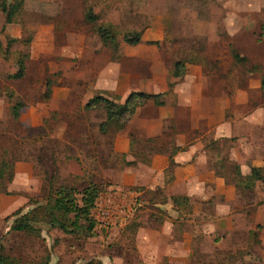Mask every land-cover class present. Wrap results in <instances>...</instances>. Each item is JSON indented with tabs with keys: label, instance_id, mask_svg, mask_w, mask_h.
I'll return each instance as SVG.
<instances>
[{
	"label": "rangeland",
	"instance_id": "374dc122",
	"mask_svg": "<svg viewBox=\"0 0 264 264\" xmlns=\"http://www.w3.org/2000/svg\"><path fill=\"white\" fill-rule=\"evenodd\" d=\"M23 1V8L10 24L5 23L0 12V157L14 163L30 159L33 179L29 180L18 168L15 190L23 197L6 196L0 190L1 253L15 257L18 264H49L51 259L52 264H76L77 260L79 264H99L100 258L107 257L113 264H147L139 259L135 232L138 224L161 227L167 210L154 207L155 203L172 202L182 210L176 213L177 219L190 220L188 225H196L191 220H198L197 225H208L213 203L223 199L198 205L202 209L198 214L194 212L197 205L189 198L166 196L164 173L160 175V184L151 185L136 196L144 186L136 183L134 175L148 178L146 170L142 173L135 170L138 162L148 164L152 154L166 153L169 161L165 170L172 166L175 151L171 146V121L165 120L168 130L149 137L129 123L132 117L125 129L117 130L121 121L108 120L102 102L85 105L96 95L123 104L130 92H145L137 89L124 92L127 79L116 72L119 63L126 59L120 49L128 48L140 55L134 68L143 74L165 69L171 80L203 76L208 80L206 86L212 96L223 94L232 99L234 96L236 101L246 98L247 106L239 112L251 107L264 112V94L260 88L264 78V0ZM88 7L96 17L92 23L84 21ZM98 27L114 31L116 52L102 44L96 32ZM135 31L142 33L140 42L125 43L123 35ZM148 51L150 55L143 57ZM156 59H161L163 65ZM177 61L184 66L181 77L172 75ZM19 73L21 76L16 77ZM171 87L169 83V90L161 98L162 106L150 100L137 108L155 113L167 104L166 97L173 95ZM54 94L58 96L52 98ZM13 106H17V117L13 115ZM182 115L183 125L188 117ZM124 131L130 146L127 152L116 146L124 144ZM211 139V135H205L202 142L210 149L212 162L214 156L220 157L215 160L214 168L234 182L235 165L228 159L230 141ZM92 183L103 186L91 209L95 220L91 234H64L40 223L34 224L41 229L37 236L8 232L15 209L20 208L23 213L33 209L36 203L45 204L61 185L80 192ZM122 183L126 184L117 186ZM110 186L113 188L109 189ZM12 187L8 184L9 189ZM116 188L130 193L131 212L124 216L123 225L104 224L95 210ZM258 194L261 191L255 196ZM77 195L80 201V193ZM173 197L178 198V203L172 201ZM248 198L247 195L240 201ZM228 206L235 208V203ZM79 222L86 228L84 218ZM251 225H256L254 218ZM256 231L255 237L259 233ZM158 238V252L152 258L155 264H167L163 236ZM256 241L240 249L246 250L252 260L258 253ZM203 242V250L192 246L190 264L237 263L240 255L230 254L228 246H221V250L215 246L212 250L211 245L205 244V238Z\"/></svg>",
	"mask_w": 264,
	"mask_h": 264
},
{
	"label": "crops",
	"instance_id": "0c3cea01",
	"mask_svg": "<svg viewBox=\"0 0 264 264\" xmlns=\"http://www.w3.org/2000/svg\"><path fill=\"white\" fill-rule=\"evenodd\" d=\"M120 51H122V57L126 59L123 63H119L116 72L118 76L127 79L124 82L126 89L124 92L128 89L127 93L131 89L143 90L147 93L165 92L169 90V83H171L173 93L172 96L169 95L170 98L166 97L167 104L164 107H159L155 113L137 108L130 119L129 123L139 127V133H144L149 137L161 135L168 130L165 120L169 119L173 135L171 146L175 151L172 155L173 162L170 171L165 170L169 161V155L166 153L152 154L148 164L137 163L134 167L135 170L140 173L146 170L148 178L144 180L146 178L134 175L136 183L144 186V188H140L136 196L143 194L151 185L160 184L159 180L162 179L160 175L164 173L166 196L189 198L195 206L197 205L194 207V212L198 214L202 212L198 205L206 203L208 200L215 201L216 198L223 199V201L213 203V216L212 220L208 221V225H197L198 220H191L196 225H188L187 222L190 220L177 219L176 213L182 210H179L172 202L155 203L154 207L160 206L164 207L163 211L167 210V217L163 220V227L162 225L158 227L157 224L156 226L137 225L135 247L139 259L147 264H155L152 255L158 252L159 238H156L163 236V253L167 258V264H190L193 255L192 246H200V249L203 250L204 238L207 241L205 244L211 245L212 250L215 246H218L220 250L221 246H228L230 254L238 253L237 255L240 256L237 257L235 264H264V193L261 191V195L258 194L259 198H257L258 195L255 196V194L258 190L238 189L233 181L228 180L223 174H218L214 169V164L215 160L220 157L214 156L216 158L212 162L210 149L202 142L205 135H211V140L215 142L222 138H230L228 159L233 165L239 167L240 173L248 174L251 167L261 168L264 172V112L251 107L240 111V113L239 109L247 106L246 98L236 101L234 96V100L223 94L216 96L213 94L214 96H212V93L207 90L208 80L203 76L171 80L167 77L165 69H152L148 75L143 74L134 68L140 55L128 51V48H122ZM150 53L151 51H148L143 54V57H148ZM157 61L163 65L161 59ZM56 96L58 95L54 94L52 98ZM182 113L184 117H188L187 123L183 125L180 118ZM123 134L125 138L122 143L124 144L117 143L116 146H119L122 152H127L130 147L126 138L127 131H124ZM209 160L211 161L209 162ZM18 168L24 171V176L27 175L29 180L33 179V162L30 159L15 162L14 178L11 183L13 187L10 188L12 194H6V196L23 197V194H17L15 190ZM123 184L126 183L117 186H123ZM112 186L109 189L113 188ZM13 192L15 193L13 194ZM240 195L243 199L248 195V201L242 200L243 202H241ZM228 203H235V208H229ZM140 205L141 203H139ZM224 207L225 211L222 212L221 208ZM155 218L159 217L155 216ZM253 218L256 225H251ZM262 223L263 225L257 233L258 236L255 237L256 227ZM54 230L57 231V229ZM253 240L258 241V253L254 260L251 259L250 254L245 253L246 250L241 251L245 247H249ZM248 251L252 253V249H248ZM100 260L102 264L112 263L108 257L107 259L100 258ZM117 260L120 262L119 257ZM52 261L51 259L49 264H52ZM79 262L80 260H77L76 264Z\"/></svg>",
	"mask_w": 264,
	"mask_h": 264
},
{
	"label": "trees",
	"instance_id": "16d2710c",
	"mask_svg": "<svg viewBox=\"0 0 264 264\" xmlns=\"http://www.w3.org/2000/svg\"><path fill=\"white\" fill-rule=\"evenodd\" d=\"M23 0H0V12L5 17V23L10 24L14 21L15 17L23 8ZM96 20L95 14L90 7L84 11V21L92 23ZM111 29V28H110ZM96 32L99 34L100 40L103 45L109 46L114 52L117 51L118 43L114 31L108 30L104 27H98ZM141 32L135 31L126 33L123 35V40L129 45H135L141 40ZM235 56H237L235 54ZM22 70L20 67L19 72ZM185 73L183 63L177 61L174 65L172 75L174 77H181ZM21 76L17 74L16 77ZM264 94V78L261 79L260 86ZM165 95V92L161 93H145V92H130L123 104L113 103L109 99L96 95L89 99L85 107H90L96 102H102L106 108V115L108 120H114L115 122L121 121L117 127V130H121L126 125V122L135 113L136 108L139 105L144 104L147 101H153L157 105L164 104L161 99ZM14 117H17V106L12 107ZM225 141H229L230 138H222ZM221 140V139H220ZM219 140H217L218 142ZM215 142V141H214ZM131 162H127L129 164ZM218 174H222L220 170L214 168ZM234 184L236 188L242 190H259L264 193V172L261 168L251 167L250 171L246 175L240 173L239 167L234 166L233 171ZM14 178V161H7L5 158L0 157V190H4L5 194H12L8 188V184L13 182ZM50 183V181H49ZM6 184V185H5ZM4 186H7L5 188ZM102 183H92L85 186L80 192L75 191L72 188H66L60 186L55 191V195L48 197L45 204L36 203L33 209L26 212H21L20 208H17L12 212L14 219L8 228V232H23L28 234L40 235L41 229L35 227L34 224H46L50 228L60 230L64 234H76L86 233L91 234L94 229L95 220L91 217V209L94 207V201L97 195L102 190ZM50 188V187H49ZM77 193H80V201L77 199ZM187 199L186 197H184ZM178 198L173 197L172 201L178 203ZM261 202V201H259ZM80 218H84L87 221L86 228H83L80 224ZM264 222V220H263ZM262 224H258L256 230L261 229ZM3 245L0 241V264H18L19 260L15 257H10L1 253ZM102 264L101 261H97ZM86 264H93L88 262Z\"/></svg>",
	"mask_w": 264,
	"mask_h": 264
},
{
	"label": "built area",
	"instance_id": "2783aa9c",
	"mask_svg": "<svg viewBox=\"0 0 264 264\" xmlns=\"http://www.w3.org/2000/svg\"><path fill=\"white\" fill-rule=\"evenodd\" d=\"M113 192L106 196L105 203L97 207L95 213L97 218L104 224L123 225L125 221L124 216L131 212V200L128 199L130 193L124 192L119 188H116Z\"/></svg>",
	"mask_w": 264,
	"mask_h": 264
}]
</instances>
